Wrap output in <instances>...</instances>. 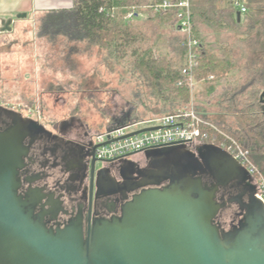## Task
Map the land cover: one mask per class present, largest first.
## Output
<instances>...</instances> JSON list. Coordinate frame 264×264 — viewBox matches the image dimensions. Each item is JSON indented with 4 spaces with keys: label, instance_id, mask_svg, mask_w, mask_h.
Returning <instances> with one entry per match:
<instances>
[{
    "label": "water",
    "instance_id": "1",
    "mask_svg": "<svg viewBox=\"0 0 264 264\" xmlns=\"http://www.w3.org/2000/svg\"><path fill=\"white\" fill-rule=\"evenodd\" d=\"M10 23L4 21L1 31H10ZM260 99L264 103V91ZM24 131L15 124L0 133V264H264V206L254 192L240 204L242 226L222 233L215 224L218 212L246 193L216 200L219 187L248 177L227 151L201 146L211 151L204 168L187 142L166 146L149 162L150 179L135 186L168 181L167 186L142 190L124 205L120 219L97 220L84 235L80 221L54 232L26 212L16 177L25 154ZM206 172L213 185L200 176Z\"/></svg>",
    "mask_w": 264,
    "mask_h": 264
},
{
    "label": "rangeland",
    "instance_id": "2",
    "mask_svg": "<svg viewBox=\"0 0 264 264\" xmlns=\"http://www.w3.org/2000/svg\"><path fill=\"white\" fill-rule=\"evenodd\" d=\"M227 1L230 0H222L221 5H227ZM42 15L33 20L29 14L0 36L1 105L23 114L39 113L47 122L73 114L97 132L124 119L151 118L157 115L152 110L156 106L164 112L180 108L156 103L131 64L124 61L109 67L99 47L88 51L85 42L71 40L62 33L40 36ZM151 35L157 44L156 55L184 39L182 32L165 24ZM204 41L219 55H223V46L235 43L231 51L238 66L222 81L196 82L190 103L181 108H192L211 120L235 127V119L226 109L231 104L228 100L232 98L240 107L250 87L245 88L255 75V84L264 91V75L255 73L257 66L264 71V51L259 50L257 36H235L230 31L215 33L206 29ZM209 84L215 87L212 93L207 88Z\"/></svg>",
    "mask_w": 264,
    "mask_h": 264
},
{
    "label": "trees",
    "instance_id": "3",
    "mask_svg": "<svg viewBox=\"0 0 264 264\" xmlns=\"http://www.w3.org/2000/svg\"><path fill=\"white\" fill-rule=\"evenodd\" d=\"M162 1L72 0L67 8L44 12L40 18L39 35L62 33L71 40L85 42L88 51L99 47L109 67L124 61L131 64L156 103L181 107L188 105L191 99V89L182 73L186 54L184 39L171 42L173 45L169 51H161L156 55L157 44L151 35L161 24L176 28L174 10H152L154 5ZM221 1L190 0L193 35L200 41V47L196 48L194 68L196 82L222 81L238 66L236 56L231 51V47L236 46L235 43L223 46V55H219L204 41L206 29L215 33L230 31L235 36L244 34L247 38L257 36L259 50L264 51V0H243L247 12L240 19L237 18V11L231 1H227L225 6L221 5ZM129 12H134L132 20L125 19ZM241 40L246 41L245 38ZM255 69L259 76L264 75L259 66ZM255 76L245 88L250 87L246 95L243 94L240 107H236L232 98L228 100H231V104L226 109L234 117L235 127L198 114L209 123L202 125L201 130L207 132L210 140L213 137L217 142L223 140L210 127L211 124L235 139L264 176V104L260 102L261 87L255 84L258 82ZM207 88L211 93L215 89L212 84ZM152 110L157 115L175 111L164 112L166 110L157 106Z\"/></svg>",
    "mask_w": 264,
    "mask_h": 264
},
{
    "label": "flooded vegetation",
    "instance_id": "4",
    "mask_svg": "<svg viewBox=\"0 0 264 264\" xmlns=\"http://www.w3.org/2000/svg\"><path fill=\"white\" fill-rule=\"evenodd\" d=\"M24 118L31 120L28 126ZM15 124L25 127L22 138L25 154L17 170V193L25 203L26 212L48 230L56 232L80 221L85 235L89 225L97 220L120 219L124 205L142 190L168 184L163 181L152 187L135 186L141 180L150 179L145 173L149 162L164 152L166 146L139 150L125 158L100 159L93 141L98 130L80 117L72 114L47 122L39 113L23 114L0 104V133ZM203 145L186 144V147L196 154L199 164L205 168L211 151L200 149ZM127 159L134 163L128 165ZM210 173L200 176L206 184L213 185L215 179ZM247 176L239 182L229 181L216 192V200L221 202L246 191L237 202L227 203L215 217V224L220 226L222 233L243 225L240 204L248 200L250 192L257 190L253 177L248 173Z\"/></svg>",
    "mask_w": 264,
    "mask_h": 264
},
{
    "label": "built area",
    "instance_id": "5",
    "mask_svg": "<svg viewBox=\"0 0 264 264\" xmlns=\"http://www.w3.org/2000/svg\"><path fill=\"white\" fill-rule=\"evenodd\" d=\"M231 5L244 14L247 7L243 0H230ZM155 12H176V27L183 33V44L186 47V54L183 63L182 73L191 91L196 85L194 68L196 65V48L200 47V41L194 37L191 20L190 0H163L152 7ZM134 12H129L125 19L132 20ZM212 79V76L208 77ZM202 125H209L192 108H178L173 113L155 115L147 119L127 120L122 123L112 124L94 135V143L97 145L96 155L100 159L125 158L139 150L165 147L174 144L187 142L195 146L212 144L227 151L234 159L238 160L256 183L255 195L264 206V176L260 173L254 163L249 159L247 152L229 134L219 130L210 124L223 138L217 142L215 137L208 138L207 132L201 130ZM145 128L141 132L130 134Z\"/></svg>",
    "mask_w": 264,
    "mask_h": 264
},
{
    "label": "crops",
    "instance_id": "6",
    "mask_svg": "<svg viewBox=\"0 0 264 264\" xmlns=\"http://www.w3.org/2000/svg\"><path fill=\"white\" fill-rule=\"evenodd\" d=\"M71 2L72 0H0V36L8 32L1 31L4 21L10 20V26H18L19 20L29 14L34 20L38 14L42 15L46 10L67 8Z\"/></svg>",
    "mask_w": 264,
    "mask_h": 264
}]
</instances>
